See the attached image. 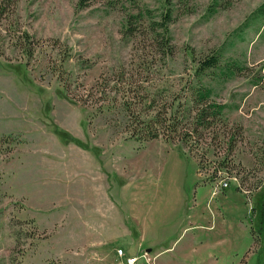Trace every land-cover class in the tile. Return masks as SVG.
I'll return each instance as SVG.
<instances>
[{
	"label": "rangeland",
	"instance_id": "374dc122",
	"mask_svg": "<svg viewBox=\"0 0 264 264\" xmlns=\"http://www.w3.org/2000/svg\"><path fill=\"white\" fill-rule=\"evenodd\" d=\"M79 1L0 0V264H264V0ZM216 54L229 107L189 143L88 98L101 77L185 98Z\"/></svg>",
	"mask_w": 264,
	"mask_h": 264
},
{
	"label": "trees",
	"instance_id": "16d2710c",
	"mask_svg": "<svg viewBox=\"0 0 264 264\" xmlns=\"http://www.w3.org/2000/svg\"><path fill=\"white\" fill-rule=\"evenodd\" d=\"M88 0H80L77 5L78 9L85 8ZM1 7V5H0ZM258 14L264 17V5L259 10ZM144 15H147L144 13ZM171 13L164 15V22L160 24L164 29V37H167V47L172 40L171 33L167 23L171 21ZM132 18V16H130ZM139 15L133 16L138 19ZM129 27L127 32L131 33L132 26L130 19L128 20ZM153 25H159L156 22L151 24V32L156 40L160 36L157 34ZM125 31V32H126ZM126 32V33H127ZM170 49L171 56L173 48ZM194 56V53L191 52ZM198 67L194 73V80L191 82L190 94L185 98L173 97L164 104L158 102V94L160 89L156 88L150 91L147 87L136 84L134 89L130 83H126L123 88V94H118L120 91L117 84L110 82L107 78L101 77L96 84L90 89L88 98L94 99L95 102H102L99 105L100 110H114L119 106L128 115L131 123H128V133L130 138L139 142H147L164 138L172 140L173 137L184 143H189L195 136L201 135V129L210 130L216 122H223L225 111L228 105L213 102L214 90L208 87L204 82L208 71L212 69L219 70L221 67V57L219 54L211 55L200 60ZM229 67V66H228ZM229 67L223 70L222 75L228 76L233 74V69ZM235 67V66H233ZM128 93H132L130 96ZM149 94H152L149 96ZM118 103H121L118 104ZM134 104L144 105V108L151 109L153 116L150 118L143 117L142 110L133 109ZM149 116V115H148ZM186 129L184 132L182 130ZM199 134V135H198ZM80 146L83 147L82 144ZM223 168L222 166H220Z\"/></svg>",
	"mask_w": 264,
	"mask_h": 264
},
{
	"label": "built area",
	"instance_id": "2783aa9c",
	"mask_svg": "<svg viewBox=\"0 0 264 264\" xmlns=\"http://www.w3.org/2000/svg\"><path fill=\"white\" fill-rule=\"evenodd\" d=\"M220 184L219 186L222 188V189H226V188H229L230 186V179L229 178H226V177H223V178H220ZM119 253H120V257H124V251L122 249L119 250ZM147 257L146 255L143 256V258ZM147 261H150L149 259L145 258ZM139 260H140V257H137V256H126V261H125V264H138L139 263Z\"/></svg>",
	"mask_w": 264,
	"mask_h": 264
},
{
	"label": "crops",
	"instance_id": "0c3cea01",
	"mask_svg": "<svg viewBox=\"0 0 264 264\" xmlns=\"http://www.w3.org/2000/svg\"><path fill=\"white\" fill-rule=\"evenodd\" d=\"M147 251H150V249H146ZM142 253V252H141Z\"/></svg>",
	"mask_w": 264,
	"mask_h": 264
}]
</instances>
